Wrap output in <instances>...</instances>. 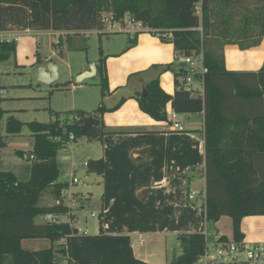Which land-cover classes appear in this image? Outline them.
Listing matches in <instances>:
<instances>
[{
	"label": "trees",
	"instance_id": "16d2710c",
	"mask_svg": "<svg viewBox=\"0 0 264 264\" xmlns=\"http://www.w3.org/2000/svg\"><path fill=\"white\" fill-rule=\"evenodd\" d=\"M107 13L117 22L128 18L141 23L160 41L174 44L178 59L203 60L208 72L200 92L187 90L188 71L171 64L145 85V94L139 93L136 100L141 112L159 123L169 121V103L177 115L204 113L206 188L194 201H202L204 224L229 217L233 240L241 242L243 219L264 216V169L260 166L264 159V65L256 72L228 71L224 50L235 45L250 50L262 44L264 0H0V34L30 30L80 35L103 30L101 20ZM136 44L131 40L130 47ZM17 48V41L0 39V75L2 63L16 60ZM99 61L97 79L105 99L110 93L106 57ZM166 71L175 77L173 95L160 85L159 77ZM2 89L0 84V264H55L66 254L70 264H146L136 258L129 236L105 234L102 214L99 234L94 236H72L75 231L69 223H36L39 216L68 212L62 206L41 205L40 200L44 195L55 199L68 186L61 181L59 151L79 140L102 143L110 135L104 124L108 112L104 105L91 113H52L55 121L51 123H30L34 139L28 155L30 177L19 181L15 173L1 168V152L8 145L2 133L6 114ZM237 111L246 114L228 116ZM22 126L10 117L7 135H19ZM18 154L25 156L21 151ZM86 168L89 175L103 177L104 159H92ZM204 224L197 233L177 235L183 254L171 264H196L205 248ZM40 239L51 247L32 251L22 245Z\"/></svg>",
	"mask_w": 264,
	"mask_h": 264
},
{
	"label": "crops",
	"instance_id": "0c3cea01",
	"mask_svg": "<svg viewBox=\"0 0 264 264\" xmlns=\"http://www.w3.org/2000/svg\"><path fill=\"white\" fill-rule=\"evenodd\" d=\"M137 31L139 33L137 37L131 33L98 35L102 49L97 60L88 59L87 67L69 68V77L75 74L78 78L89 72L92 64L96 65L98 71L99 60L106 57L110 93L105 99L101 97L97 73L90 78L97 79V83L93 81L89 83L90 80L80 83L75 80L63 84L59 82L61 80L58 63L41 55L39 51L41 44L38 40H33L36 49L32 56L28 42L21 38L28 36L27 39L31 40L43 32L34 31V35H22L18 40L20 47L18 45L16 60L13 62L16 63V67L25 69L37 67L38 87L56 86L49 93V97L64 90L76 93L84 89L97 87L100 89V96L97 98L94 96L91 101L85 103L94 105L92 106L94 108H91V105L89 107L82 105L85 101L81 103L76 101L72 109V112L91 113L104 105L108 111L103 119L110 135L106 136L102 143H90L92 146L98 145L94 149L99 155L96 159L103 158L105 162V174L103 177L98 176L99 181L96 182L102 192L97 203L99 215L95 214L103 215L105 234L131 238L134 254L140 261L146 264H171L175 258L169 260L157 255L162 244L170 236L176 238L179 234L197 233L204 224L202 208L196 207L198 205L195 206L193 202L197 200L190 201L188 196L193 191L202 192L206 188L205 116L204 113L183 115L184 130L177 132L172 129L171 115L174 112L171 103L167 105L169 121L164 123H159L141 112L136 98L139 93H143L145 85L156 79L160 70L167 65L173 64L176 68L184 67L186 70L188 65L182 58L176 57L174 44L160 41L146 29ZM48 37L51 39L50 44L55 48L52 37ZM75 39L72 35L63 38L62 53L58 55L65 57L63 48L66 44L71 52ZM103 39L106 41H102ZM134 39L137 44L130 47L131 40ZM77 44L78 42L75 48H81ZM224 58L228 71L247 73L259 71L264 65V40L260 46L250 50H241L237 45L226 46ZM154 66L160 69H153ZM159 78L162 90L173 95L175 91L173 74L166 71ZM2 87L3 97L9 92L6 86ZM16 87L18 91H22L23 87L33 89V84H17ZM191 87L198 92L203 90L200 79H194ZM80 96L87 95L81 92ZM14 100H22V96ZM119 105L120 107L115 109ZM55 112L66 113L58 110L53 113ZM73 159V156H64L65 161ZM76 197L82 202L92 203L93 194L86 199L84 194L76 192Z\"/></svg>",
	"mask_w": 264,
	"mask_h": 264
},
{
	"label": "rangeland",
	"instance_id": "374dc122",
	"mask_svg": "<svg viewBox=\"0 0 264 264\" xmlns=\"http://www.w3.org/2000/svg\"><path fill=\"white\" fill-rule=\"evenodd\" d=\"M145 29L148 30L147 28ZM18 32L20 31H16L15 33L18 34ZM38 35V37H34V39L31 40L27 39L29 38L28 36L22 37L21 39H24V42H28V46L32 56L35 53L36 49V45L33 40L39 41V43L41 44V48L39 49L41 55L43 57H48L49 59H52L54 60V62L58 63L60 67L61 80L59 82L63 84L75 80L78 82L75 74H73V78L69 77V68H77L79 66L87 67V60H97L102 49L97 33L90 32L89 34L83 36H77L75 32H71V35L75 36L76 38L74 43L76 44V42H78L77 46L80 45L81 48H75L74 44L72 48L73 50L69 52L68 44L64 43L66 45L63 49L66 55L64 58H62L60 55L54 53L55 48H53V45L50 44L51 39L47 36V33H38ZM102 41H106V39H103ZM17 45H19V41L17 42ZM1 71L2 73L0 75V84L6 86L9 92V94L3 96L4 101L2 103V107L4 110L10 111L4 115V120L2 122V133L5 137H7L8 145L1 152L3 160L1 168L4 171L15 173L19 181H27L30 177L31 164L28 161V155L32 151L34 144V139L29 124L33 122L51 123L55 121V117L52 116V113L55 110L63 112L72 111L76 101L77 103L85 101L82 105L89 107L91 104L85 103L89 100L91 101L92 97L94 96L96 98L97 96H100V89L98 87L90 88L84 89L83 91H78L76 93L64 90L63 92H55L52 97H49V93L54 88H56V86L54 85V87L52 88L46 86L39 88L37 81V67H30L28 69H25L16 67V63H14L13 61H9L2 63ZM91 81L95 83L98 82V80L96 79L90 80L89 83ZM31 83L33 84V89L23 87L22 91L17 90V84ZM70 85H72V83H70ZM70 88L72 89V87ZM81 92L82 94L87 96L81 97ZM18 96H22V100H14V98ZM92 106L94 105H91L90 107L94 108ZM237 112H228V116L234 117L235 115L240 113L246 114L244 111H241L239 113ZM12 116L16 120H19L23 123L19 135L13 136L7 135L6 133L7 123ZM95 147H98V145L92 146L86 140H79L78 142H74L71 145V149H68L67 151L61 150L58 152L61 181L70 182L72 173L75 171L77 178L80 179L81 182L80 184H76L75 186H73L72 190L74 192L84 194L86 199L90 197V194H93L92 203H87L86 201L82 202L80 198H77L74 205V217L71 218L69 215L62 216L61 222L69 223L71 226L75 227V230L81 228L84 232H88V234L91 236L97 234L100 228L98 218H92V215L94 213L99 215L97 203L99 194H101L102 192V189L99 188L98 184L96 183L97 181H99L98 176L95 174L89 175L86 171V164L89 161H92V159L98 158L99 156L98 153H96L94 150L96 149ZM19 151L23 152L25 156L18 154ZM65 155L70 157L73 156V161H65ZM260 166H262V168L264 169V159H262ZM53 199L54 198L50 196L44 195L40 200V204L49 205V203L53 202ZM194 204H197L198 206L196 207L199 208L203 206L201 199L197 203L194 202ZM40 222H44V216H39V218L36 219V223L39 224ZM204 229L209 234V240H214L217 236L220 235H225L230 240L233 239V225L229 217H222L219 223L211 221L206 222V226ZM242 232L245 235V239L249 242H264V216L244 218L242 223ZM22 245L28 250H40L51 247L48 241L41 239L28 240L23 242ZM157 252V255L161 258L172 260L183 254L182 243L178 241L177 238L170 236L168 237L166 242L162 244ZM57 261H55V264H65L62 263L61 258H59V260Z\"/></svg>",
	"mask_w": 264,
	"mask_h": 264
},
{
	"label": "built area",
	"instance_id": "2783aa9c",
	"mask_svg": "<svg viewBox=\"0 0 264 264\" xmlns=\"http://www.w3.org/2000/svg\"><path fill=\"white\" fill-rule=\"evenodd\" d=\"M101 23L104 26L103 30H91L89 32H83L81 34L86 35L90 32H95L98 35H107V34H125L137 33V29L144 30L142 28L141 23H137L126 18L123 21H114L113 17L110 13L104 14L101 20ZM21 34H11V33H2L0 34V39L10 41H18L23 34L31 35L33 31L26 30L20 31ZM48 33L47 35L53 38V44L55 46L54 53L60 54L62 52L61 42L62 39L71 35L70 32L65 31H52V32H43ZM183 61L188 65V75L186 79V87L187 90L193 89L191 85L194 82L195 76L200 77V82L203 86L204 83V75L208 72L206 67L203 64V60L193 59V58H182ZM172 129L177 132H183L184 128L182 127L183 123V115H177L172 113ZM71 149V145H68L64 148V151ZM88 163L86 164V166ZM80 179L77 178L76 172L74 171L71 176L70 182H68V186L63 189L60 196L53 199L51 206L57 207L62 206L68 210L66 214H48L44 216V221L47 223H56L61 222V217L65 215H69L71 218L74 217V205L77 200L76 192L72 190L73 186L76 184H80ZM201 194V192L193 191L189 194V200L194 201ZM205 196V193H204ZM92 217L99 218L95 213ZM71 226V225H70ZM206 223L204 224V228ZM73 227V226H72ZM73 230L75 228L73 227ZM76 235H89L88 232H84L81 228L78 229V233H74L72 236ZM203 238L205 241V248L203 254L198 257L196 264H264V242L252 243L246 240L245 238L241 240V242L235 241L233 239H223L222 236H217L214 240H209L208 232L203 230ZM142 241V240H141ZM63 243H66V240H63ZM70 260L69 254H66L63 258V263L70 264L68 261Z\"/></svg>",
	"mask_w": 264,
	"mask_h": 264
},
{
	"label": "water",
	"instance_id": "95a60500",
	"mask_svg": "<svg viewBox=\"0 0 264 264\" xmlns=\"http://www.w3.org/2000/svg\"><path fill=\"white\" fill-rule=\"evenodd\" d=\"M97 73V67L95 64L91 65L90 71L87 73H84L82 75H80L77 80L78 82H85L87 80H90V78L94 77ZM145 94V91H143V95ZM75 233H78V230L76 229ZM187 247L185 248V252L187 251Z\"/></svg>",
	"mask_w": 264,
	"mask_h": 264
}]
</instances>
